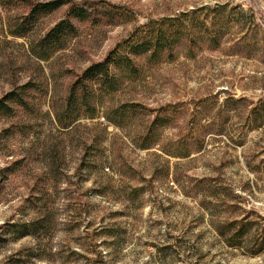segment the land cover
Masks as SVG:
<instances>
[{"label": "rangeland", "instance_id": "rangeland-1", "mask_svg": "<svg viewBox=\"0 0 264 264\" xmlns=\"http://www.w3.org/2000/svg\"><path fill=\"white\" fill-rule=\"evenodd\" d=\"M42 1L0 0V98L34 87L28 108L0 115V264H264V247L252 254L264 241V0H93L134 19L79 23L47 61L29 47L66 6L25 37L11 34ZM221 6L234 26L217 48L181 46L174 60L102 96L95 118L57 125L53 111L76 76L136 25ZM114 108L126 110L122 127L103 117ZM155 117L162 124L149 133ZM32 221L35 236L4 232Z\"/></svg>", "mask_w": 264, "mask_h": 264}, {"label": "trees", "instance_id": "trees-1", "mask_svg": "<svg viewBox=\"0 0 264 264\" xmlns=\"http://www.w3.org/2000/svg\"><path fill=\"white\" fill-rule=\"evenodd\" d=\"M9 5L16 6V2L9 1ZM63 6H66L65 15L30 45L29 52L34 58L47 61L56 52L63 50L77 36L79 23L120 25L134 19L131 11L107 1L48 0L30 4L28 12L14 25L11 34L25 37L41 17ZM204 9L210 8L191 9L136 25L103 59L90 63L76 76L68 89L64 105L53 111L57 125L61 129H68L81 117L95 118L102 96L116 94L127 85L140 81L150 68L174 60L181 46L187 47L191 52L202 45L210 49L217 48L233 28V21L228 13L220 11L222 6L213 8L211 15L202 13ZM32 88L34 87L30 83H26L18 87V90H11L2 96L0 115H13L12 105L28 108L25 98L28 96V89ZM125 111L114 108L109 112L113 115L105 112L103 117L116 127H122V121L126 118ZM161 124L159 118L155 117L147 131L152 133L155 126ZM147 135L148 133L145 134L146 140ZM154 144L155 141L144 142L140 148L148 149ZM187 156L188 152L177 154V157ZM3 227L6 234L12 233L14 238L20 239L35 236L41 225L38 221H32L22 224L6 223ZM235 237H241V232ZM263 247L264 241L257 243L252 254H258Z\"/></svg>", "mask_w": 264, "mask_h": 264}, {"label": "built area", "instance_id": "built-area-1", "mask_svg": "<svg viewBox=\"0 0 264 264\" xmlns=\"http://www.w3.org/2000/svg\"><path fill=\"white\" fill-rule=\"evenodd\" d=\"M249 264H259V263H249Z\"/></svg>", "mask_w": 264, "mask_h": 264}]
</instances>
